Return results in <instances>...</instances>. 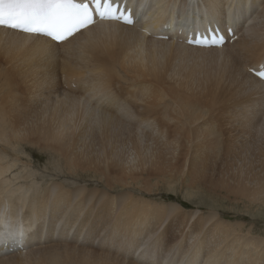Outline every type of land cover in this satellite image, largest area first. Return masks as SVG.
Instances as JSON below:
<instances>
[{
    "label": "bare ground",
    "instance_id": "bare-ground-1",
    "mask_svg": "<svg viewBox=\"0 0 264 264\" xmlns=\"http://www.w3.org/2000/svg\"><path fill=\"white\" fill-rule=\"evenodd\" d=\"M125 1L133 11V25L120 20L101 21L61 43L0 27V243L13 241L16 245H26L24 249L1 255L0 264H187L186 255L188 264H264V239L254 236L250 229L244 231L242 223L228 222L217 212L210 211L188 225L195 212L183 210L178 203L135 197L128 190L119 195L112 193L116 184L123 187L130 181H99L104 189L85 185L68 187L58 181L40 188L36 187L40 183L31 182L35 177L30 169L32 163L20 156L26 148L56 154L58 159L67 162L68 170H80L87 162L80 160L74 149L80 146L77 145L79 137L87 131L82 132L79 125H84L85 129L100 127L101 152L111 160L119 156L116 142L124 137V130L128 131L127 123L135 119L138 126L134 125L140 127L135 130L136 134L142 124H147L142 128L144 132L150 121L155 123V140L162 137L163 144L173 149L174 161L170 159L167 164L174 169L211 167L210 150L201 152L209 144H214L212 150L219 155L216 164L227 158L245 160L249 155L258 158L250 161V164L258 163L248 179L254 185L242 182L247 179V170L246 176H238L239 180L234 181L236 184L220 182L218 186L252 203H264V146H259L255 152L251 150L248 137L240 143L231 135L226 137L220 127L204 131L209 120L196 123L200 115L195 109L185 111L190 104L180 97L176 86L166 89L167 76L173 78L172 73L178 74L180 79L203 74L213 86L221 85L227 91L229 112L242 108L239 111L244 123L241 134L249 136L251 129L256 130L264 119V82L252 70L264 64V22L256 24L258 18L264 17V0H179V4L177 0ZM254 5L262 6V13L257 18L249 16L250 20H255L252 23L248 24L249 19H245L247 24L240 34L238 19L245 18ZM212 24L231 27L237 38L232 44L229 41L222 47L209 49L193 46L185 39L193 31L204 30ZM164 34L169 36L167 40L162 37ZM59 69L66 72L67 81L77 78L76 83L83 91L75 92L82 94L61 88L57 81ZM17 73L29 76L30 80L35 77L42 91L31 92L29 85L20 86L18 90ZM163 88L172 93L170 98ZM25 91L31 96L25 97ZM116 92L117 97H114L112 93ZM118 96L122 98L120 101H117ZM92 100L96 101L95 105L89 103ZM129 106L135 111L129 112L132 109ZM129 117L134 119L125 123V118L129 120ZM123 125L125 127L121 128ZM131 129L130 138L125 136L132 141V149L140 157L143 153L138 142L141 137L138 139L139 134L134 135ZM19 148L23 151H18ZM160 151L151 154L155 156V160L150 157L148 162L151 168L165 163L160 160ZM143 161L142 158L138 164L130 166L128 161L129 167H120L119 171L133 178L137 167L149 168L143 167L146 163ZM108 163L104 164L106 170H114L111 166L117 164ZM19 169L27 173L21 176ZM23 177L30 182L17 181ZM187 185L195 187L198 183L193 181ZM218 186L210 184V188ZM168 219L179 223L181 234L176 233V243L165 249L167 255L160 246L171 229L163 226ZM187 226L189 235L182 236ZM49 227L52 229L48 230ZM74 229L69 240L70 230ZM44 230L48 244L45 246L41 243ZM30 231L39 241L27 246ZM55 232L58 233L56 239ZM184 249L185 256H182ZM156 252L167 256V260L154 258ZM202 260L205 262L201 263Z\"/></svg>",
    "mask_w": 264,
    "mask_h": 264
},
{
    "label": "rangeland",
    "instance_id": "rangeland-1",
    "mask_svg": "<svg viewBox=\"0 0 264 264\" xmlns=\"http://www.w3.org/2000/svg\"><path fill=\"white\" fill-rule=\"evenodd\" d=\"M134 2H136V0H134ZM177 3L179 4L180 1L177 0ZM262 9H263L262 6L258 7V6L254 5V7L249 9V11L247 12L248 14L246 13L247 16L245 18H242V19L239 18L238 19V23H240V28H241L240 34L243 33V31H244V29H243L244 24H245V26L247 24V22H245L246 21L245 19H249L248 24L254 22L255 20L252 18L254 16H256L254 18L259 17L262 13ZM243 10H244V8H243ZM240 16H242V13L238 15V17H240ZM243 16H244V14H243ZM249 16H252V18H251L252 20H250ZM262 22H264V17L258 18L256 20V24L257 23L261 24ZM221 28H223V27H221ZM223 29H227V28H223ZM192 33H194V31ZM163 37H164V40H167L169 36L164 34ZM180 40L183 41L184 38H182ZM227 43H229V42H227ZM232 43H233V41H230V44H232ZM225 44H223V45H225ZM223 45H221V46H223ZM199 47H202V46H199ZM217 47H220V46H217ZM217 47H203V48L209 49V48H217ZM58 71H57V79H59V80H57V81H59V83H61L60 86H61V88L64 89V91H66V92H75L76 90L81 91V92L83 91L81 89V87L76 83L77 78L72 80V81H67L66 72L64 74L62 69H59ZM61 71H62V73H61ZM58 73H60V74H58ZM22 75L23 74L20 75L19 73H17V75H16V81H19L16 83V87L18 88V90H19L20 86L21 87L22 86L23 87H29L30 86L29 88H30L31 92L40 93L42 91V86L39 85L40 83L35 82L36 81V79H34L35 77H32L34 80L33 81V80H30L31 78H29V76H27L28 77L27 78L26 75H23V76ZM172 76H173V78H171L170 76H167L166 89L173 87V86H176L177 92L180 95V97L185 102H189V104H190V108L187 107L188 109H186L185 111L189 112L192 109L193 110L195 109L194 111L200 115V118L198 119V121L196 123H201L204 120H209L208 124L204 127V131L208 130L209 127L213 128V129H218L220 127V129H223L225 131L226 137L231 135L235 138V141L237 140L240 143H242L244 141L245 137H248V140L251 142L250 143L251 150H254L255 152H258L259 146H264V119H262L260 121V126L257 127L256 130H255V128L251 129V134H249V136H243L240 131L243 129L244 123L241 122L242 117L239 113V111H241L242 108L233 109L230 112H229V110H227V107L229 105L227 106L226 104H229V102H230L229 95L224 88H221V85L213 86V82L211 80H206V78L203 74H198V75L194 76L193 78L188 77L187 79H183V78L180 79V76L178 74H175V73H172ZM25 80H28V81L25 82ZM28 82H29V84H26ZM23 83L25 85H23ZM36 83H37V85H36ZM217 87H219V89ZM213 88H214V90H213ZM215 88H217V89H215ZM63 89H62V91H63ZM168 91L169 90L166 91L168 94L167 97L170 98L172 96V93L169 94ZM215 91H217V92H215ZM19 92H21V90ZM81 92H75V93L76 94H82ZM25 93L27 94V95H25V97L28 98L31 96V95L28 96V93L26 91H25ZM116 94H117V92L112 93V95L114 97H117ZM18 96H19V93H18ZM21 96L22 95L20 94V97ZM121 99L122 98L119 99V96H118L117 101H120ZM50 100H52V99H50ZM89 103H91V105L92 104L95 105L96 101L92 100ZM102 103L103 102L101 101L100 104H102ZM127 105H129V104H127ZM129 109H131L129 112H132L133 110L135 111V109H133V106L130 107ZM136 113H137V111H136ZM32 119L34 121H37L36 117H33ZM127 119L128 118H125V120H124L125 123L133 120L134 118H131V120H130V117H129V120H127ZM150 123L151 124H149L148 127L147 126L145 127V129L147 128L146 130H149V131H147L148 132L147 137L145 136L146 130H144V132L142 131L143 126L147 125L146 123H144V125L142 124V128L139 129V132H137V134H139L138 135L139 137L137 136L135 130L137 131V129L140 127H136L138 125L135 124V119H134V122L133 121L131 122V124L127 123V125H128L127 130L128 131L131 128L134 129L136 127V129L133 130V132L135 133L134 135H136L138 139L140 137H141V139L143 138V140L139 139V141L137 139L139 144L141 143L140 145H142V147H143L141 150L143 152L142 153L143 157H141L142 155H140L141 158L138 156V154H135V150L132 149L133 148V145H131V144H133L132 141L130 139H128V136H125V135L131 134L130 131L132 129L129 132L124 130V132H123L125 134L124 137H120V139H119L120 142H116V145H118V151L117 152L119 153V151H120L121 154L119 153V156L118 155L116 156L117 159L113 157L112 158L113 160L112 159L110 160L105 155H103V153L101 152L102 145L100 143L101 141H100V136H99L100 127H91L90 129H88V128L85 129L83 127L84 125H82V126L79 125V128L80 127L82 128L81 129L82 132L83 131L84 132L87 131V132L85 134L84 133L81 134V136H83V137L80 136L79 142H78L79 144L77 143V145H80V146L79 147L77 146V148L74 149V154L75 155L79 154L80 155V156H78L79 159L83 160L84 163L87 162L83 168H80V170L79 169L74 170V171L68 170V168L65 165L67 162L64 159L60 160L57 158L58 156L56 154H54V155L48 154L47 151L42 152L40 150H35L33 148L32 149L26 148L25 153L20 154V156H21L22 160L30 161V163H32V166L30 167V169H33L35 177H34V180H32L31 182H33V184H35L34 183V181H35L36 183L41 184V185L37 184L36 187L39 186L40 188H42V187L47 186L48 184H51L52 182L58 181V182H62L64 184H66L68 187H74L76 185H85L89 188L90 187H92V188L99 187L100 189H104V186L101 185L100 182H103V181H114V182L115 181H130L131 183L125 184L126 186L124 185L123 187H121V185L116 184L115 188L113 190H111L112 193L119 195L121 192L128 190V192H130L135 197L136 196L137 197L138 196H145L149 199H154V200H156L158 202H162V203H169V202L178 203L183 207V210H186L189 212L192 210L193 212H195L193 219H191L188 222V225H191L194 221L198 220L199 215H207V213H209L210 211H215L218 214H220V217L222 219H224L228 222H231V223L240 222L244 225V228H243L244 231H247L248 229H250L254 236H257L258 238L264 239V203H261V202L260 203H252L247 198H240L235 193H233L231 190L227 191L226 189H222L221 186H218V185H220V182H226L228 184L230 183L229 184L230 186H231V184H236V182H234V181L239 180L238 176H241V177L246 176L245 171H247V170H248L247 179L245 181H242V182L245 183L244 185H246V184L248 186L254 185V182L248 181V179L251 178L252 174H254V172H255L254 166L258 163L255 161L254 163L250 164V161H251V158L253 160H257L258 158L255 159L254 156L248 154L249 157L246 158L245 160H243V159L239 160L238 158H236V159L227 158V159H224L223 161H221L219 164H216L215 161L219 158V155L217 152H213V150H212L214 148V144H211V145L209 144L207 148L201 149V152L204 153V151H206L208 149L210 150V152L212 154L211 158L213 159V163H211L209 161H208V163L210 164L211 167L203 169V170H201V169L199 170L198 168L189 169L188 166H185L184 168H180V169H174L173 167H171L170 163H169L170 165L167 164L170 161H174L172 159L173 149L171 148L170 145L163 144L165 139H162V137H160L158 140H155V136H157L156 135L157 127H154L155 126L154 122L150 121ZM80 124H81V122H80ZM130 125H131V128H129ZM124 127H125V125L121 126V128H124ZM154 129H155V131H154ZM89 130H90V132H88ZM125 131H126V133H125ZM152 131H154L153 132L154 134H151V136H150V132H152ZM78 132H79V129H78ZM127 132H128V134H127ZM142 133H143V136L141 135ZM91 136L93 138H96V140L94 141L93 139H91L92 138ZM121 138H122V140H121ZM129 138H130V135H129ZM92 140H93V142H92ZM128 140H130V141H128ZM126 141H127V143H126ZM84 143H86L88 145V148H87V145ZM91 143H92V146H91ZM156 143H157V145H155ZM84 145L86 146V149L90 150V151L87 152V150L85 149L86 152H83L82 150H84L83 148H85ZM158 149H161L160 160L165 162V163H163L165 165V167L163 164H161V165H157V166H159L158 168L154 167V166H152L153 168H151V166H150L151 164H149L148 162L151 161V158H153V160H155L154 159L155 156L152 157L151 154L158 152ZM18 151L22 152L23 150L19 148ZM21 152H19V153H21ZM166 152H168V153H166ZM130 154H132V155H130ZM134 154L136 155V157ZM200 155H202V154H200ZM96 157L98 160L96 159ZM133 157L136 159L134 161L130 160V159H133ZM121 158H123V159H121ZM142 158L144 159L143 162L148 163V164L143 163V165L145 164L143 167L148 166L150 169L149 168H143V170H142V169H140L141 167L140 168L137 167L135 170L136 175H134L135 177H133V178H130L128 175H124V174H126L124 171L123 172L119 171L120 167L127 168L130 165L138 164L137 161H140V159H142ZM119 159H121V161L123 160V162L120 161L121 162L120 163ZM128 161H130V162H128ZM135 161H136V163H135ZM108 162H111V163L114 162L118 165V167H117V165H116V167L111 166V169H114L115 171L110 170V169H108L110 171L106 170L107 168H105L104 164H106V166H107L110 164ZM127 162L130 163L129 166H127L128 165ZM122 163H124V164H122ZM140 165H142V164H140ZM166 165L169 166L170 168L168 167V169H165L167 167ZM97 166H98V168H97ZM61 167H63V168H61ZM94 168L96 171H94ZM99 168H101V169H99ZM103 168H104V170H103ZM258 168L259 167H257V169ZM20 169H21V167H20ZM20 169L18 170V172L20 171L19 174H22L21 176H23L27 173V171L20 170ZM116 169H118V170H116ZM190 170H192V174L190 173ZM103 172H105V173H103ZM140 172L142 175L140 174ZM120 174H121V176L122 175L123 176L122 177L119 176ZM156 174H158V175L156 176ZM236 176L238 179H236ZM136 177H137V179H136ZM24 178L25 177H23L17 181H20V183H22V184H24V182H26V183L30 182V179L25 180ZM120 179H122V180H120ZM192 179H194V180H192ZM193 181L197 182L198 185L195 187L187 185V183L193 182ZM211 181L213 183H211ZM145 184L147 187L145 186ZM210 184L213 187L218 186L217 187L218 190H217V188H210ZM149 191H150V193H149ZM197 211H199V212H197ZM175 223H176V225H175ZM47 224H48V222L44 223L45 226H47ZM165 225L166 226L168 225V227H166V229H168V228H171V229H168V232L166 233L165 239L163 240L164 243H163L162 247L165 246V248H162L160 246V249H162L167 254L168 252H166L165 249L170 247L174 243H176V240H177L176 238L178 235L180 236L181 231H180V228H179L180 225L178 222L170 221V219H168L163 226L165 227ZM163 226L161 227L160 230L163 229ZM51 229L52 228L49 227L48 230H51ZM183 230L184 231H183L182 236L189 235V232H190L189 226H187ZM74 231H75V229L72 230V232L70 230V233L68 235L69 240L73 237ZM42 234H43V237L41 239V243H43L45 246L46 241H47L45 239L47 237L46 230H44ZM48 235H49V233H48ZM55 235H56L55 236V239H56L58 237V233L55 232ZM27 238H28L27 246L31 245V244L32 245L36 244L39 241L38 238H34L32 236L31 231H30V233H28ZM80 239H81V237H80ZM144 242L145 243L147 242V238L144 239ZM154 243H156V241H154ZM94 244H95V246L98 244V239H96L94 241ZM46 245H48V244H46ZM137 245H135V246H137ZM25 247H26V245L25 246H23L21 244L16 245L13 241L12 242L5 241L3 243H0V256L4 255V254L16 252L19 249H24ZM185 252H186V250L184 249L182 256H185ZM153 257L154 258L158 257V258L163 259L165 261L167 260V256L164 257L161 254L158 255L157 252L153 254ZM186 260H187V264H188V262H189L188 255H186ZM204 262H205V260L201 261V263H204Z\"/></svg>",
    "mask_w": 264,
    "mask_h": 264
},
{
    "label": "snow or ice",
    "instance_id": "snow-or-ice-1",
    "mask_svg": "<svg viewBox=\"0 0 264 264\" xmlns=\"http://www.w3.org/2000/svg\"><path fill=\"white\" fill-rule=\"evenodd\" d=\"M101 19L133 23L131 14L113 8L112 0H95ZM94 23L93 11L78 0H0V27L43 33L62 42Z\"/></svg>",
    "mask_w": 264,
    "mask_h": 264
}]
</instances>
